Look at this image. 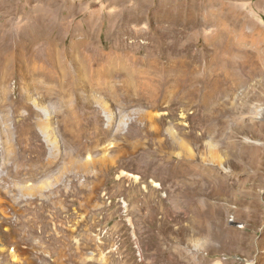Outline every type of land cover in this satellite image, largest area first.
<instances>
[{
	"label": "rangeland",
	"instance_id": "374dc122",
	"mask_svg": "<svg viewBox=\"0 0 264 264\" xmlns=\"http://www.w3.org/2000/svg\"><path fill=\"white\" fill-rule=\"evenodd\" d=\"M0 264H264V0H0Z\"/></svg>",
	"mask_w": 264,
	"mask_h": 264
}]
</instances>
